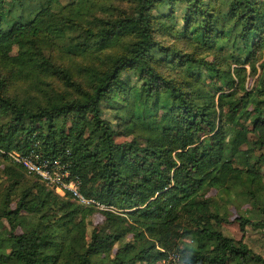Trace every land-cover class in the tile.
<instances>
[{
    "label": "rangeland",
    "instance_id": "obj_1",
    "mask_svg": "<svg viewBox=\"0 0 264 264\" xmlns=\"http://www.w3.org/2000/svg\"><path fill=\"white\" fill-rule=\"evenodd\" d=\"M233 1L150 0L151 5L143 10L151 35L146 57L160 75L182 89L190 103L204 106L212 114L215 128L206 125V131L197 137L200 154L221 142L229 148L228 155H233V166L245 167L242 178L229 177L221 188L207 187L196 201H209L211 211L219 214L221 223L212 220V225L264 257V230L250 225L242 230L239 222L241 217L264 220V162H258L264 154V0H251L249 13L243 6L234 8ZM142 3L5 0L0 8V32L23 27L34 31L18 35L11 46L0 45V95L34 111L89 99L101 77L115 69L119 58L135 54L136 44L143 41L142 22L123 28L111 24L138 20ZM256 26L258 35L248 33ZM110 29L113 31L107 36L99 35ZM122 79L121 86L101 102L115 143L135 141L161 150L171 147L167 130L176 124L177 98L164 86L148 95L143 89L145 77L131 63H126ZM91 117L86 114L81 122L73 115L58 117L57 133H71L73 138L84 127L83 144L93 150L99 146L97 137L85 144L93 129ZM11 118L0 106L4 135L12 131ZM37 125L48 132L45 120ZM238 133H246L248 142L241 146V154L234 155L233 138ZM176 153L173 156L179 158ZM118 159L123 176L140 183L134 160L121 155ZM257 168L258 180L256 174L253 178L247 172ZM96 171L90 169L87 175L86 191L93 197L100 196L104 188V181L98 174L94 176ZM42 189L53 195L47 202H40ZM23 201L34 208L19 211L16 233L40 236L39 264H78L88 251L94 264H109L118 252L123 262L136 259V264H162L156 242L176 255L197 253L202 243L198 227L204 225L203 220L179 211L173 222V240L168 242L139 226L138 221L145 217L138 214V208H124L123 202L106 210L81 205L0 153V258L16 249L5 214ZM187 229L192 233L186 234ZM108 236H113L108 242H94L96 237ZM208 242L213 249L214 242ZM0 264L23 263L12 258L0 259ZM241 264L256 263L242 260Z\"/></svg>",
    "mask_w": 264,
    "mask_h": 264
},
{
    "label": "trees",
    "instance_id": "obj_2",
    "mask_svg": "<svg viewBox=\"0 0 264 264\" xmlns=\"http://www.w3.org/2000/svg\"><path fill=\"white\" fill-rule=\"evenodd\" d=\"M142 2L140 10L142 16L138 20H120L111 24L113 27L123 28L134 22H142L143 41L136 44L135 54L119 58L115 69L101 77L95 94L89 99L85 101L74 100L34 111L0 95V106L3 108V112L12 115L10 135L3 134V127L0 129V133H2L0 134V153L24 171L26 170L23 167L11 159L9 155L11 152L26 153L31 149H36L46 156L60 158L67 164L72 176L81 180V191L84 195L96 199L108 207H115L123 202L122 207L124 208H138V214L145 217L144 221H138L139 226L147 228L152 234L160 235L168 242L173 240V222L178 220L179 211L186 213L191 219L203 220V226L197 225L200 226L198 228L202 237L199 251L194 254H177L176 260H171L169 264H230L231 262L241 264L242 260L264 264V257L255 253L245 242L227 237L211 224L212 220H216L218 224L221 221L219 214L211 211L209 201H196L195 199L207 187L221 188L229 177L242 178L245 167L236 168L233 166V155H228L229 148L221 142L200 154L197 137L206 131V125L214 129L215 120L211 118L212 114L208 108L190 103L181 88L160 75L149 63L146 51L151 35L143 10L150 6L151 2L150 0H142ZM4 3L5 0H0V8H3ZM250 3L251 0H235L233 6L236 9L243 6L244 11L249 13L252 11ZM33 31L34 29L23 27L9 33L0 32V45L11 46L18 35H25ZM112 31V29L104 30L99 35L107 36ZM249 31H255L256 35L259 34L257 26L256 30L248 29V33ZM126 63L137 66L140 74L145 77L143 89L148 95L156 91L158 87L164 86L178 100L176 124L167 130L170 138H172V145L165 150L158 149L154 145L141 146L135 141L125 144L115 143L112 126L103 117L101 102L113 88L121 86L123 82L122 73L125 71ZM234 109L236 110L237 107ZM86 114L92 116L93 129L85 140V144L97 137L99 146L95 147L94 151L83 144L84 127L77 131L73 138H71V133L68 135L65 132L57 133L56 118L73 115L78 117L79 122H81ZM262 119L264 121V117ZM43 120L48 125L47 133L41 126L37 125ZM247 142V134L238 133L233 138L234 155L241 154L243 151L240 148ZM176 151V156L179 158L173 156V152ZM119 155L134 160L135 173L142 177L140 183L123 176L121 161L118 159ZM258 162H264V154L260 155ZM90 169L92 171L97 170L94 176L98 174L99 178L104 181L103 193L97 197L91 196L86 191L89 182L87 175ZM247 172L253 178L256 174L257 180L260 177L258 168L256 172L253 169L247 170ZM32 175L49 187L39 177ZM40 196L42 198L40 202H47L53 195L42 189ZM67 196L70 195L64 197ZM27 208L33 209L34 206H28L24 201L19 202L15 211H9L5 214L11 226L16 249L8 257H1V260L7 261L15 258L23 264H39L40 236L29 237L16 233L18 228L17 214L20 210ZM239 222L242 230H245L249 225L264 230V220L253 221L241 217ZM191 233L192 229L186 230V234ZM112 238L113 236L102 237L101 239L96 237L94 242L102 244ZM209 240L214 242L215 247L213 249L208 246ZM156 243L154 247L159 252L160 257L163 260L169 257V247L159 241ZM78 264H94L91 263L89 251L81 255ZM109 264H136V259L123 262L120 259V252H118L117 257Z\"/></svg>",
    "mask_w": 264,
    "mask_h": 264
},
{
    "label": "built area",
    "instance_id": "obj_3",
    "mask_svg": "<svg viewBox=\"0 0 264 264\" xmlns=\"http://www.w3.org/2000/svg\"><path fill=\"white\" fill-rule=\"evenodd\" d=\"M9 155L15 163L23 167L28 173L39 177L58 194L62 196L70 195L75 201L84 206L109 209L108 206L98 200L83 194L81 180L76 176H72L67 164L60 158L46 156L36 149H31L26 153L13 151ZM176 258V254H170L168 259L163 260V264H169L171 260H176Z\"/></svg>",
    "mask_w": 264,
    "mask_h": 264
}]
</instances>
